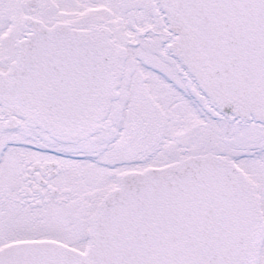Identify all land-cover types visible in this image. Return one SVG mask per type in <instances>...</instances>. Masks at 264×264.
<instances>
[{
  "label": "snow or ice",
  "instance_id": "6c2138e0",
  "mask_svg": "<svg viewBox=\"0 0 264 264\" xmlns=\"http://www.w3.org/2000/svg\"><path fill=\"white\" fill-rule=\"evenodd\" d=\"M0 264H264V0H0Z\"/></svg>",
  "mask_w": 264,
  "mask_h": 264
}]
</instances>
